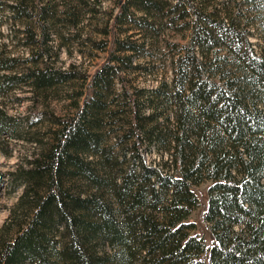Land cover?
Segmentation results:
<instances>
[{"label": "trees", "instance_id": "trees-1", "mask_svg": "<svg viewBox=\"0 0 264 264\" xmlns=\"http://www.w3.org/2000/svg\"><path fill=\"white\" fill-rule=\"evenodd\" d=\"M117 7L93 42L107 57L87 74L51 51L98 11L90 0H0V26L17 25L29 51L0 42V97L82 82L9 172L23 191L0 227V264H264V0ZM166 63L170 79L134 83ZM2 103L0 137L21 136ZM204 181L211 241L192 218Z\"/></svg>", "mask_w": 264, "mask_h": 264}, {"label": "rangeland", "instance_id": "rangeland-1", "mask_svg": "<svg viewBox=\"0 0 264 264\" xmlns=\"http://www.w3.org/2000/svg\"><path fill=\"white\" fill-rule=\"evenodd\" d=\"M119 0H90L91 6L97 8V12L88 15L84 22V27L68 30L64 28V36H54L52 41L54 48L51 51V60L57 67L67 68L75 63L79 70L92 74L96 68L106 59L107 52L99 50L94 45L95 41H101L103 34L98 32L99 27L105 26L111 11L117 10ZM96 2V4H95ZM6 19V14H4ZM90 19V20H89ZM11 21L3 22L0 26V42H7L9 50L20 56H28V50L20 43L15 36L14 26ZM112 22V21H111ZM253 41H257V35L251 36ZM154 74L137 75L133 77L135 84L152 87L166 73L170 79L172 71L168 63L155 69ZM134 76V75H133ZM81 81H71L56 89L46 92L33 91L28 85H20L5 97H0L2 104L8 114L18 117L24 124V133L21 136L13 137L10 134L0 137V227L8 218L11 208L14 206L23 191V187H17L10 171L15 170L18 164L30 158L36 150V142L33 138L44 137L50 126V114H64L71 108L72 102L77 98V93L82 88ZM116 87L120 90L121 83ZM33 120V124L30 121ZM148 163L159 164L161 157L153 150H145ZM210 181H204L195 186L200 197L201 204L192 214V218L197 223V231L207 240L211 241L212 232L209 224L204 220L203 214L207 205V189Z\"/></svg>", "mask_w": 264, "mask_h": 264}]
</instances>
